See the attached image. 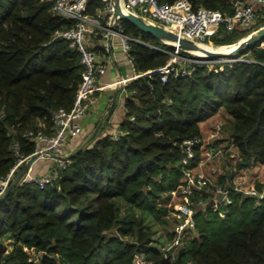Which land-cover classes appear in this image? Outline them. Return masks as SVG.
Here are the masks:
<instances>
[{
  "label": "trees",
  "instance_id": "1",
  "mask_svg": "<svg viewBox=\"0 0 264 264\" xmlns=\"http://www.w3.org/2000/svg\"><path fill=\"white\" fill-rule=\"evenodd\" d=\"M175 0H157L171 4ZM231 14L247 0H189ZM50 0H0V176L19 156L34 151L27 131L54 130L53 114L72 106L81 78L78 51L54 31L73 25L52 10ZM102 8L89 0L86 12ZM264 24L259 15L252 29ZM130 41L128 55L137 72L163 66L173 47L122 21ZM250 31H218L204 41L216 50ZM99 37V36H98ZM144 43L161 45L162 52ZM180 54H186L179 51ZM242 59L196 66L191 73L141 74L125 87V116L118 138L104 128L71 152L53 183L39 188L19 181L0 195V264H134L139 254L150 264H264V195L232 189V170L264 164V38L238 52ZM222 112L236 159L228 170L208 176L197 190L194 227L183 232L178 250L164 251L175 232L156 235L153 225L167 224L171 194L185 169H196L203 152V125ZM186 140L193 156L184 163ZM17 146V148H15ZM20 165L15 177L23 169ZM14 180V179H13ZM228 188L217 208L209 202L214 186ZM257 189L262 186L255 183Z\"/></svg>",
  "mask_w": 264,
  "mask_h": 264
},
{
  "label": "built area",
  "instance_id": "2",
  "mask_svg": "<svg viewBox=\"0 0 264 264\" xmlns=\"http://www.w3.org/2000/svg\"><path fill=\"white\" fill-rule=\"evenodd\" d=\"M50 1L54 12L74 21L70 27L55 30L53 36L65 39L70 47L78 51L82 65L81 78L74 94L72 106L69 109L59 108L54 112L52 118L54 130L52 133H47L41 128L25 133L26 136L32 138L34 151L28 156H19L7 174L0 176V195L9 188L11 181H15L18 176L15 177V173L19 166L26 164L33 154H37V158L50 155L52 168L46 173L34 174L30 172L28 167L22 173L19 181L33 182L39 188L53 183V180L58 176L57 171L64 168L69 162V153L66 150L68 141L81 132V119L97 102V90L102 88H120L126 93L125 87L130 81L144 73L158 72L161 74V80H164L169 73L186 75L199 65L205 64L212 68L218 63H230L243 58L242 56L233 55L223 60H212L195 55L192 50H181L175 42L160 40L162 43L173 47L171 58L163 66L139 73L135 69L132 58L128 55V50L130 41H142L123 32L122 20L116 13L113 0H99L102 2V8L97 9L95 14L86 12L89 0ZM120 3L124 10L136 13L151 23L161 25L178 37L197 44L216 33L220 26H223L228 31L242 29L251 32L253 31L252 25L258 16L264 14V0L237 3L231 14L204 7L194 9L189 0H175L171 4L158 3L157 0H120ZM98 36L105 41L102 44V48L106 54L111 52L112 39L115 36L119 38L120 50L126 57L132 73L126 77L118 76L107 83L101 82V76L104 75L106 68L99 62L97 53L90 43L91 40ZM144 44L158 51L169 52L168 49L161 45ZM179 51H183L186 54H180ZM110 134L115 139L119 136L117 130L111 131ZM213 135V133L210 134V137H213ZM185 143L186 155L183 159L184 163L193 156L191 149L192 140H186ZM203 143L210 145L211 141H204ZM220 151V148L217 147L207 148L202 153L203 158L213 157ZM233 175L234 178H232L231 185L233 190L257 198L264 195V187L257 189L254 185L248 184L245 177L239 172H234ZM210 183L211 179L201 172L189 168L183 171L182 184L172 192L181 197V201L173 205L175 213L179 215V221L174 230L173 247L180 244L183 232L194 227L192 195ZM214 190L216 196L212 199V206L225 201L228 193V188L220 185L214 186ZM220 194H222V197L218 199ZM162 249L167 251L170 248L163 247ZM134 264H150V262H146L141 255L136 254Z\"/></svg>",
  "mask_w": 264,
  "mask_h": 264
},
{
  "label": "crops",
  "instance_id": "3",
  "mask_svg": "<svg viewBox=\"0 0 264 264\" xmlns=\"http://www.w3.org/2000/svg\"><path fill=\"white\" fill-rule=\"evenodd\" d=\"M247 1L250 2L252 0ZM104 42L105 41L99 37H95L93 40L90 41L93 49L97 53L99 62L106 68L104 75L101 76V82L107 83L116 79V77L118 76L126 77L130 73H132L131 67L126 57L120 50L119 38L115 36L112 39L111 52L108 54H106L104 52V49L102 48V44ZM107 90H115L119 93L115 98H113L110 95H106ZM96 94L98 97L97 102L86 112L84 117L81 119V134L71 138L68 141L66 150L69 154L76 150L78 147L84 145L86 142H89L95 135H97L98 131H100L102 128L105 129L104 132L106 133H110L111 131L118 129L119 123L123 120L125 116L124 98L126 96V93L124 90L120 88H102L97 90ZM105 96L107 98H105ZM85 138H88V140L85 141ZM25 165L23 169L25 168ZM263 166L264 164H258L253 166L252 168L243 169L241 171L234 170V172L244 173V170H252L253 172H256V170ZM51 168L52 159L50 155L38 157L29 166L31 173L39 174L46 173L48 172V170L50 171ZM23 169L18 173V175L23 171ZM214 171L216 173L221 172L220 168H216L214 169ZM171 195H173V193Z\"/></svg>",
  "mask_w": 264,
  "mask_h": 264
},
{
  "label": "rangeland",
  "instance_id": "4",
  "mask_svg": "<svg viewBox=\"0 0 264 264\" xmlns=\"http://www.w3.org/2000/svg\"><path fill=\"white\" fill-rule=\"evenodd\" d=\"M206 44L211 45L213 47H217V45H214L212 41L205 42L204 40L198 43V45L201 46V48H204L208 51H211V49L203 47L206 46ZM233 44V43H231ZM228 46V45H227ZM193 53V52H192ZM118 91L115 90H107L106 95H110L113 98H115L118 95ZM105 98H107L105 96ZM103 109V108H102ZM108 109V108H107ZM105 115V114H104ZM103 115V116H104ZM228 129H229V123L226 118V115L222 112H219L215 115L213 121L205 123L203 125V141H213L216 137H222L219 144H217V148H220V152L217 153L215 156L210 158H202L201 162L198 164V167L194 169L195 171L201 172L206 176L215 177L216 172L214 169L220 168L221 172L228 170L229 163H232L234 159H236V149L235 147L230 143L228 137ZM82 132V130H81ZM81 132L78 134L80 135ZM214 134L213 137H210V134ZM76 135V136H78ZM75 136V137H76ZM88 138H85V141H87ZM244 173H241L248 184H252L255 186V183H260L262 186H264V166L260 167L256 172H253L252 170H244ZM39 174V173H34ZM234 174V173H233ZM234 176V175H233ZM234 178V177H233ZM181 201V197L173 193L170 197L169 204L174 205L176 203H179ZM221 203V202H220ZM220 203H216L214 208H217ZM168 217V223L167 224H156L153 225V228L156 229V235L161 236L162 238L166 236V231H174L175 226L177 225L179 221V215L177 213H169ZM163 247L170 248L175 251L178 250V245L174 246L172 245V241H166L164 242ZM162 247V248H163Z\"/></svg>",
  "mask_w": 264,
  "mask_h": 264
},
{
  "label": "water",
  "instance_id": "5",
  "mask_svg": "<svg viewBox=\"0 0 264 264\" xmlns=\"http://www.w3.org/2000/svg\"><path fill=\"white\" fill-rule=\"evenodd\" d=\"M114 5L116 8V13L118 17L122 21L129 22L133 25H135L140 31L144 33L151 34L155 36L159 40H166L169 42H175L178 44L179 48L184 51L188 50H202L203 55H199L200 57L203 58H208L212 60H223L227 59L229 57H232L233 55L237 54L238 52H241L242 50L248 48L251 45H254L258 41L264 38V24L259 26L258 28L254 29L253 31L249 32L247 35L243 36L233 44H230L228 46H231L228 51L225 52H217V51H208L205 49H202L197 43H194L190 40L180 38L178 37L175 33L166 30L164 27L161 25L151 23L144 17L130 12L126 11L122 8L120 0H113ZM37 159V154H33L29 161L26 163L25 168L23 171L16 177L15 181L13 182V185H15L19 180L22 175V173L31 165V163ZM234 170L231 171L228 175V180H230V177L233 175ZM222 194L218 196V199H221ZM212 200H210L209 205L212 206Z\"/></svg>",
  "mask_w": 264,
  "mask_h": 264
},
{
  "label": "bare ground",
  "instance_id": "6",
  "mask_svg": "<svg viewBox=\"0 0 264 264\" xmlns=\"http://www.w3.org/2000/svg\"><path fill=\"white\" fill-rule=\"evenodd\" d=\"M200 46V45H199ZM201 47V46H200ZM231 46H227V47H224V48H219V49H216V50H211V51H217V52H225V51H228L230 49ZM204 49V48H202ZM206 50V49H205ZM193 54L195 55H203V51L202 50H199V49H196V50H193L192 51Z\"/></svg>",
  "mask_w": 264,
  "mask_h": 264
}]
</instances>
